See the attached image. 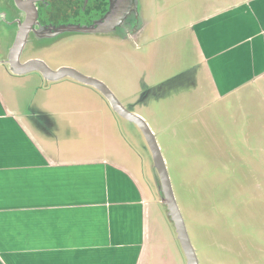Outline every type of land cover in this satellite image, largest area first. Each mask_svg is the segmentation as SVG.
<instances>
[{"label": "rangeland", "instance_id": "374dc122", "mask_svg": "<svg viewBox=\"0 0 264 264\" xmlns=\"http://www.w3.org/2000/svg\"><path fill=\"white\" fill-rule=\"evenodd\" d=\"M236 1L149 0L145 20L151 22L137 42L120 46L72 38L34 57L53 69L66 65L99 78L148 122L200 264H264V65L258 58L254 66L248 53L255 44L248 34L233 55L221 56L201 44L216 41L217 24L233 19L217 14L220 8L233 7L237 16ZM1 12L7 15L3 20ZM239 12L250 13L245 4ZM248 20L249 15L240 16L235 29L246 31ZM0 22V49L9 53L13 20L2 3ZM218 31L230 32L220 26ZM9 72L1 63L0 91L17 114L57 143L135 168L152 211L146 264L152 256L161 264H185L139 127L115 113L91 85Z\"/></svg>", "mask_w": 264, "mask_h": 264}, {"label": "crops", "instance_id": "0c3cea01", "mask_svg": "<svg viewBox=\"0 0 264 264\" xmlns=\"http://www.w3.org/2000/svg\"><path fill=\"white\" fill-rule=\"evenodd\" d=\"M244 4L249 14L239 12ZM234 6L237 16L233 7L217 11L233 19L217 24L216 41H201L202 49L233 55L248 34L254 66L258 58L264 65V0ZM242 15L246 31L235 29ZM55 143L0 91V264H146L152 211L135 168ZM154 257L148 264H161Z\"/></svg>", "mask_w": 264, "mask_h": 264}, {"label": "flooded vegetation", "instance_id": "af4514ba", "mask_svg": "<svg viewBox=\"0 0 264 264\" xmlns=\"http://www.w3.org/2000/svg\"><path fill=\"white\" fill-rule=\"evenodd\" d=\"M23 2L26 10L18 7L16 0H0V3L10 12L13 20L14 40L11 48L21 25L27 20L31 25L27 42L21 54L22 62L36 59L34 58L35 54L44 52L54 45L72 38H94L109 42L114 41L118 42L120 46H126L128 43L145 38V33L148 31V24L146 23L151 22V20H145L150 6L148 5L149 0H137L131 12L124 19L119 20L113 29L111 22H107L106 19L112 13L118 0H23ZM29 9L31 19H28ZM5 17L7 15L1 12L2 20ZM82 29H90L91 31H81ZM9 53H5L6 60ZM24 54L31 57H27L26 61H23L22 56ZM40 75L45 80L42 74ZM68 78L70 77L64 79ZM93 78L100 80L96 77ZM70 80L77 81L73 78Z\"/></svg>", "mask_w": 264, "mask_h": 264}, {"label": "water", "instance_id": "95a60500", "mask_svg": "<svg viewBox=\"0 0 264 264\" xmlns=\"http://www.w3.org/2000/svg\"><path fill=\"white\" fill-rule=\"evenodd\" d=\"M16 3L18 7L26 10L23 0H16ZM136 3L137 0H118V3L114 7L112 13H110L106 19L107 22H111L112 29L116 26L119 20L124 19L126 15L131 12V9L135 7ZM28 11V19H31L32 17L30 15V9ZM30 27L31 25L28 20L20 27L21 29L17 35L15 43L10 50L7 60L5 61L10 71L15 75H25L33 72H39L42 74L45 80L50 82H55L70 77L84 84L94 86L108 100L115 113L139 127L152 153L154 171L158 181V191L160 193L161 203L166 207L167 216L170 218L175 227L177 239L184 252L187 264H200L197 252L192 244L184 216L174 192L163 152L157 137L148 122L142 116L128 110L114 94V92L109 88V86H107L104 82L84 75L75 68L64 66L58 69H53L41 59H30L26 62H22L21 54L27 42ZM81 31L89 32L91 30L82 29Z\"/></svg>", "mask_w": 264, "mask_h": 264}]
</instances>
